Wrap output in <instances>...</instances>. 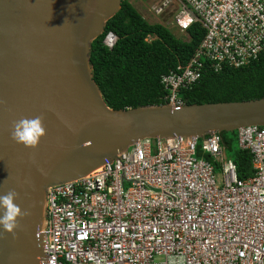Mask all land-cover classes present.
Listing matches in <instances>:
<instances>
[{
    "label": "built area",
    "instance_id": "1",
    "mask_svg": "<svg viewBox=\"0 0 264 264\" xmlns=\"http://www.w3.org/2000/svg\"><path fill=\"white\" fill-rule=\"evenodd\" d=\"M174 27L204 38L161 78L176 108L205 65L241 68L264 52V0H164ZM113 37V38H112ZM117 37L109 33L110 49ZM251 154L241 179L222 134L143 139L112 162L47 192L45 264H264V127L237 130Z\"/></svg>",
    "mask_w": 264,
    "mask_h": 264
},
{
    "label": "water",
    "instance_id": "2",
    "mask_svg": "<svg viewBox=\"0 0 264 264\" xmlns=\"http://www.w3.org/2000/svg\"><path fill=\"white\" fill-rule=\"evenodd\" d=\"M122 2L0 0V196L14 189L15 203L31 213L11 232L0 225V264H45L50 187L85 177L143 139L264 126V98L109 107L91 49ZM41 115L46 135L37 148L11 139L14 121Z\"/></svg>",
    "mask_w": 264,
    "mask_h": 264
},
{
    "label": "trees",
    "instance_id": "3",
    "mask_svg": "<svg viewBox=\"0 0 264 264\" xmlns=\"http://www.w3.org/2000/svg\"><path fill=\"white\" fill-rule=\"evenodd\" d=\"M109 33L117 37L112 49L104 44ZM188 39L176 37L162 24L143 18L130 0L107 22L104 33L92 43L94 79L108 106L119 110L147 105H164L166 92L161 78L179 64H187L198 50L205 32L198 23L187 31ZM149 37L152 40H147ZM179 97L187 105L240 102L264 98V52L258 60L241 68L224 67L215 72L205 65L200 78ZM223 134L231 150V142ZM231 158L244 179L251 174V154L236 149Z\"/></svg>",
    "mask_w": 264,
    "mask_h": 264
},
{
    "label": "clouds",
    "instance_id": "4",
    "mask_svg": "<svg viewBox=\"0 0 264 264\" xmlns=\"http://www.w3.org/2000/svg\"><path fill=\"white\" fill-rule=\"evenodd\" d=\"M235 132L237 133V131ZM45 135L46 129L44 126V117L42 115L33 118L25 117L13 122L11 139L15 143L23 145L25 148H37L41 138ZM18 198L19 193L14 189H9L4 195L0 196V208L4 210L3 215L0 216V225H3V228L9 232L18 227L19 219L31 215L30 211L22 210L21 207L15 203Z\"/></svg>",
    "mask_w": 264,
    "mask_h": 264
},
{
    "label": "rangeland",
    "instance_id": "5",
    "mask_svg": "<svg viewBox=\"0 0 264 264\" xmlns=\"http://www.w3.org/2000/svg\"><path fill=\"white\" fill-rule=\"evenodd\" d=\"M164 0H130V2L134 5L137 11L143 16L144 19L149 21V23L154 24H162L167 27L176 37L187 40L188 36L186 34H182L179 32L177 28L174 27V14L176 10V4L170 5L167 9H165L164 13L160 15H155L152 12L153 6L160 5ZM113 38V37H112ZM147 40H152L149 37ZM226 138L231 142V150H228L229 156H232V153L239 148L237 133L236 132H227Z\"/></svg>",
    "mask_w": 264,
    "mask_h": 264
}]
</instances>
